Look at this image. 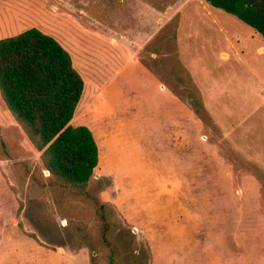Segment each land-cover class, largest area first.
Instances as JSON below:
<instances>
[{
  "label": "rangeland",
  "instance_id": "rangeland-1",
  "mask_svg": "<svg viewBox=\"0 0 264 264\" xmlns=\"http://www.w3.org/2000/svg\"><path fill=\"white\" fill-rule=\"evenodd\" d=\"M30 28L100 162L53 182L0 94V264H264V38L205 0H0V40Z\"/></svg>",
  "mask_w": 264,
  "mask_h": 264
},
{
  "label": "trees",
  "instance_id": "trees-1",
  "mask_svg": "<svg viewBox=\"0 0 264 264\" xmlns=\"http://www.w3.org/2000/svg\"><path fill=\"white\" fill-rule=\"evenodd\" d=\"M264 38V0H205ZM85 81L69 51L53 36L30 28L0 40V94L53 182L85 193L100 162L93 131L73 126Z\"/></svg>",
  "mask_w": 264,
  "mask_h": 264
},
{
  "label": "crops",
  "instance_id": "crops-1",
  "mask_svg": "<svg viewBox=\"0 0 264 264\" xmlns=\"http://www.w3.org/2000/svg\"><path fill=\"white\" fill-rule=\"evenodd\" d=\"M60 252L61 253H65V250L64 249H61V247H60ZM83 257H84V252H82V251H79V252H70L69 255H68V257L63 260V264H66L67 262L73 263L72 262L73 261L72 258H74V259H82ZM82 260H84V258Z\"/></svg>",
  "mask_w": 264,
  "mask_h": 264
}]
</instances>
